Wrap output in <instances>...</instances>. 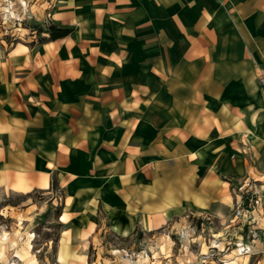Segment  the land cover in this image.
I'll return each mask as SVG.
<instances>
[{
	"label": "crops",
	"instance_id": "1",
	"mask_svg": "<svg viewBox=\"0 0 264 264\" xmlns=\"http://www.w3.org/2000/svg\"><path fill=\"white\" fill-rule=\"evenodd\" d=\"M12 1L34 25L0 39V193H58L65 252L188 212L227 221L232 185L253 183L257 238L244 219L221 231L264 264V0H0V12ZM49 24L71 31L50 39Z\"/></svg>",
	"mask_w": 264,
	"mask_h": 264
},
{
	"label": "rangeland",
	"instance_id": "2",
	"mask_svg": "<svg viewBox=\"0 0 264 264\" xmlns=\"http://www.w3.org/2000/svg\"><path fill=\"white\" fill-rule=\"evenodd\" d=\"M12 2L11 8L0 12V39L7 43L28 35L20 28L30 26L31 30L34 25L23 20V12ZM243 184L232 185L233 197ZM61 202L53 192L0 193V264H262L233 232L221 231L224 224L240 225L243 220L233 219L235 200L227 221L209 211L188 212L180 225L173 218L155 231L136 230L126 237L101 230L83 242L84 251L65 252L58 249L64 242L63 226L57 220ZM249 229H245L244 240L252 242Z\"/></svg>",
	"mask_w": 264,
	"mask_h": 264
},
{
	"label": "built area",
	"instance_id": "3",
	"mask_svg": "<svg viewBox=\"0 0 264 264\" xmlns=\"http://www.w3.org/2000/svg\"><path fill=\"white\" fill-rule=\"evenodd\" d=\"M258 82L262 87L261 92L264 94V77H259ZM236 190L239 194L236 196L237 199H235L233 219L237 221L239 219H244V225L250 227L249 234L251 235L252 240H254L256 237V229L252 226L254 223L252 212L260 205V193L256 190V186L249 182H245L243 185L237 187ZM242 250H244V248Z\"/></svg>",
	"mask_w": 264,
	"mask_h": 264
},
{
	"label": "trees",
	"instance_id": "4",
	"mask_svg": "<svg viewBox=\"0 0 264 264\" xmlns=\"http://www.w3.org/2000/svg\"><path fill=\"white\" fill-rule=\"evenodd\" d=\"M46 31L50 39H56L66 36L71 31V29L65 27H57L53 24H49L46 28Z\"/></svg>",
	"mask_w": 264,
	"mask_h": 264
},
{
	"label": "bare ground",
	"instance_id": "5",
	"mask_svg": "<svg viewBox=\"0 0 264 264\" xmlns=\"http://www.w3.org/2000/svg\"><path fill=\"white\" fill-rule=\"evenodd\" d=\"M220 241V240H219ZM220 243V242H219ZM214 244V243H213ZM217 244H218V242H217ZM216 246V245H215ZM242 252V251H241ZM238 254V253H237ZM246 254V253H245ZM242 257H247V256H244V255H241Z\"/></svg>",
	"mask_w": 264,
	"mask_h": 264
}]
</instances>
